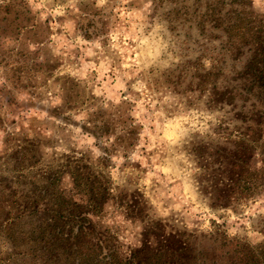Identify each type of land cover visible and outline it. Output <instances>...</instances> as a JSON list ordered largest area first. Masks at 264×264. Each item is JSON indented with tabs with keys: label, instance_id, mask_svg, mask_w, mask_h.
I'll list each match as a JSON object with an SVG mask.
<instances>
[{
	"label": "rangeland",
	"instance_id": "374dc122",
	"mask_svg": "<svg viewBox=\"0 0 264 264\" xmlns=\"http://www.w3.org/2000/svg\"><path fill=\"white\" fill-rule=\"evenodd\" d=\"M255 32L264 0H0V264H30L35 208L119 258L252 264L264 157L233 153L264 127L223 92Z\"/></svg>",
	"mask_w": 264,
	"mask_h": 264
},
{
	"label": "trees",
	"instance_id": "16d2710c",
	"mask_svg": "<svg viewBox=\"0 0 264 264\" xmlns=\"http://www.w3.org/2000/svg\"><path fill=\"white\" fill-rule=\"evenodd\" d=\"M250 55L243 66L231 79L233 84L224 85L223 101L231 107H236L240 102V113L238 118L242 122H250L254 125L256 133H260L264 127V34L253 33ZM252 100L249 105L247 101ZM221 101V102H223ZM241 115V117H240ZM133 125H129L132 132ZM128 132V131H127ZM261 135L259 134V139ZM260 141V140H259ZM257 138H244L238 142L239 150L233 154L237 161L245 163L243 155L249 151L261 149L259 154L264 157V141L259 142ZM253 153L250 154L252 157ZM249 159V157H248ZM261 160H264L261 158ZM68 210V211H66ZM36 218L39 215L46 217L41 223L34 226L31 233V243L28 247H21L17 253L20 259L30 264H149L156 255L139 256L140 251L131 252L126 257H116L112 253H103L99 242H93L88 236L92 228L87 219L72 209L32 210ZM4 222V221H3ZM89 231V232H88ZM23 242V241H21ZM166 247H159V264H175L173 258L175 251ZM18 247V246H17ZM189 247H181L187 251ZM191 249H189L190 251ZM168 253V254H167ZM184 254V253H182ZM187 255V254H184ZM183 257H178V259ZM194 256L191 260H194ZM202 258V257H201ZM185 259L189 264L194 261ZM214 260V259H213ZM249 260L252 264H264V249H259L258 254H251ZM158 262V261H155ZM205 264V260L196 264ZM216 264L215 260L214 263ZM244 264H250L249 261Z\"/></svg>",
	"mask_w": 264,
	"mask_h": 264
}]
</instances>
